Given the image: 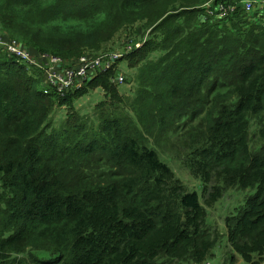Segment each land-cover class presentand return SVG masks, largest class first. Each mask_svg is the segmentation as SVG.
Listing matches in <instances>:
<instances>
[{
    "label": "trees",
    "instance_id": "obj_1",
    "mask_svg": "<svg viewBox=\"0 0 264 264\" xmlns=\"http://www.w3.org/2000/svg\"><path fill=\"white\" fill-rule=\"evenodd\" d=\"M219 2L0 0L6 40L68 62L124 27L152 28L120 61L134 71L132 97L111 71L45 94L42 70L0 50V264L211 263L207 208L231 187L256 190L225 217L230 248L264 262V119L257 149L250 138L251 118L264 116V17L220 18ZM99 85L110 104L95 124L73 104ZM186 127L183 162L203 202L156 149Z\"/></svg>",
    "mask_w": 264,
    "mask_h": 264
},
{
    "label": "rangeland",
    "instance_id": "obj_2",
    "mask_svg": "<svg viewBox=\"0 0 264 264\" xmlns=\"http://www.w3.org/2000/svg\"><path fill=\"white\" fill-rule=\"evenodd\" d=\"M237 1L240 0H226L227 3ZM260 16L264 17V14H260ZM151 29L152 28L144 25L143 23L134 24L133 27H124L120 29V31L115 34V36L111 40L101 42L99 44V48H87L82 55L97 56L99 54L101 55L103 52L121 53L129 45L133 46V44H140L145 38H149L148 35H150L149 33ZM3 31V28H1L0 26V33L3 34ZM121 67L124 69L126 73L125 75L130 80L132 78L131 74H133L134 71L129 67L127 68V64L125 61L122 63ZM111 83L114 84L117 91H119V94L129 97L133 96L136 88L135 82L131 81L119 85L111 80ZM99 86L100 87H97L95 89H90L85 95L77 99L73 104V109L75 111H77L82 116H87L90 119H92L93 117L95 124H97L101 119V117H98V114H96L101 109L97 107V105L100 102H104L103 100H106V106L110 104V100L108 97H106L105 94V88L103 87V85ZM35 88L41 89L42 84H36ZM67 108V106H63L62 108H57L56 111H54L52 115L53 127L60 128L63 126L65 120L68 117V112L66 110ZM257 119L251 118L250 138L251 145L252 147H254V149H257V146L261 144L258 129L263 123L264 116ZM198 122L199 120H196V123ZM188 132H191V130L186 127L181 134H172L170 138L167 137L165 141L161 142V144H157L156 149L159 152L160 157L171 166L176 175L183 181V183L187 185L189 190L196 191L200 197L201 202H203L202 183L199 179H197L190 173L189 169L184 165L183 162V155L189 151L190 140L187 135ZM150 139L151 142L155 141L151 137ZM255 190V188H228L225 191L224 196L220 200H218V202H216V204L212 208H207V222L213 232L216 233V237L218 240L217 245L213 250V256L210 258L211 264H246L242 257L233 252L230 248L226 237L227 229L225 224V217L227 215L235 214L237 210L236 208L244 204L247 197L250 194L255 193ZM229 256L233 257L232 263L228 261ZM262 264H264V262Z\"/></svg>",
    "mask_w": 264,
    "mask_h": 264
},
{
    "label": "built area",
    "instance_id": "obj_3",
    "mask_svg": "<svg viewBox=\"0 0 264 264\" xmlns=\"http://www.w3.org/2000/svg\"><path fill=\"white\" fill-rule=\"evenodd\" d=\"M239 10L252 15L254 13L264 14V0H240L237 2H219L215 5L216 15L220 18L236 14ZM213 14L212 11H208ZM140 46V45H139ZM134 47L129 45L121 53L103 52L101 55H82L74 62L65 61L59 56L48 53H31L17 40H6L0 33V50L9 56L14 55L21 62L42 70V88L45 94L51 92L64 94L70 90L81 89L88 80L103 73H114L112 80L121 85L124 84L125 71L121 67V60ZM211 264V263H206Z\"/></svg>",
    "mask_w": 264,
    "mask_h": 264
}]
</instances>
